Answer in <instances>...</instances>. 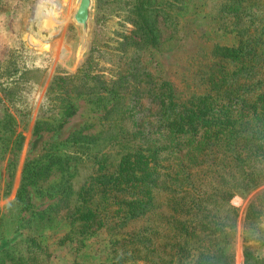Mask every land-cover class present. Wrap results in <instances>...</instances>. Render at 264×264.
I'll return each mask as SVG.
<instances>
[{"label":"rangeland","instance_id":"374dc122","mask_svg":"<svg viewBox=\"0 0 264 264\" xmlns=\"http://www.w3.org/2000/svg\"><path fill=\"white\" fill-rule=\"evenodd\" d=\"M136 1L89 0L84 26L81 0H0V264H131L145 155L165 146L158 119L173 96L221 146L257 131L264 163V0H147V25ZM26 72L35 91L22 93L33 104L21 123L1 88ZM52 82L75 112L33 135ZM230 205L232 264H264V184Z\"/></svg>","mask_w":264,"mask_h":264},{"label":"trees","instance_id":"16d2710c","mask_svg":"<svg viewBox=\"0 0 264 264\" xmlns=\"http://www.w3.org/2000/svg\"><path fill=\"white\" fill-rule=\"evenodd\" d=\"M134 10L147 25L148 1L137 0ZM145 34L146 51L152 58L157 42L150 29ZM31 74L26 72L21 83L12 88H1V100L21 123L32 112L33 99L22 95L35 91ZM59 91L52 82L40 105L33 135L61 128L65 118L74 114L70 102L55 97ZM177 107L178 99L173 96L166 112L158 113L165 146L162 150L151 146L145 155L146 214L144 220L137 206L131 213L135 222L129 237L131 264H232L236 214L230 200L264 184V163L258 159L261 139L257 131H245L233 140L224 139L226 144L221 146L214 132L199 135L205 127L200 118L184 117ZM183 125L196 126L198 131L182 133L179 128ZM242 128L248 126L242 124ZM185 140L195 143L194 151L186 157L189 146ZM197 143L205 147L199 148ZM32 242L30 247L35 244Z\"/></svg>","mask_w":264,"mask_h":264},{"label":"water","instance_id":"95a60500","mask_svg":"<svg viewBox=\"0 0 264 264\" xmlns=\"http://www.w3.org/2000/svg\"><path fill=\"white\" fill-rule=\"evenodd\" d=\"M88 7H89V0H81L79 9L75 15V20L77 23L86 25V21L88 19Z\"/></svg>","mask_w":264,"mask_h":264}]
</instances>
